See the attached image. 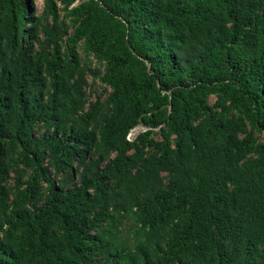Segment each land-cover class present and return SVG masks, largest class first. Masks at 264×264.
<instances>
[{"label":"trees","instance_id":"1","mask_svg":"<svg viewBox=\"0 0 264 264\" xmlns=\"http://www.w3.org/2000/svg\"><path fill=\"white\" fill-rule=\"evenodd\" d=\"M263 133L264 0H0V264H264Z\"/></svg>","mask_w":264,"mask_h":264},{"label":"rangeland","instance_id":"2","mask_svg":"<svg viewBox=\"0 0 264 264\" xmlns=\"http://www.w3.org/2000/svg\"><path fill=\"white\" fill-rule=\"evenodd\" d=\"M36 3L38 5V9L39 11L42 9V6H43V0H36ZM102 87H99V90H101ZM145 129V127L141 124V125H138L137 127H135L131 133H130V137L131 138H134L139 131ZM262 138L264 139V133L262 134Z\"/></svg>","mask_w":264,"mask_h":264},{"label":"built area","instance_id":"3","mask_svg":"<svg viewBox=\"0 0 264 264\" xmlns=\"http://www.w3.org/2000/svg\"><path fill=\"white\" fill-rule=\"evenodd\" d=\"M128 138H129V139H132V138L130 137V134L128 135Z\"/></svg>","mask_w":264,"mask_h":264},{"label":"clouds","instance_id":"4","mask_svg":"<svg viewBox=\"0 0 264 264\" xmlns=\"http://www.w3.org/2000/svg\"><path fill=\"white\" fill-rule=\"evenodd\" d=\"M130 133H131V132H130ZM130 133H129V134H130Z\"/></svg>","mask_w":264,"mask_h":264}]
</instances>
